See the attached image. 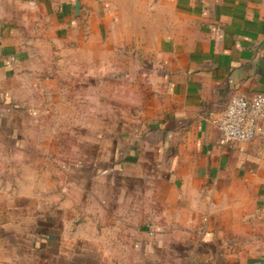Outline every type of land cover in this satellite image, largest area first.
Returning a JSON list of instances; mask_svg holds the SVG:
<instances>
[{
	"label": "crops",
	"instance_id": "obj_1",
	"mask_svg": "<svg viewBox=\"0 0 264 264\" xmlns=\"http://www.w3.org/2000/svg\"><path fill=\"white\" fill-rule=\"evenodd\" d=\"M263 38L264 0H0V132L22 127L10 108H39L78 68L82 83L118 87L128 71V128L118 116L93 138L92 122L59 159L76 174L65 201L94 196L39 218L50 264H264V121L242 152L221 146L215 125L233 97L264 94Z\"/></svg>",
	"mask_w": 264,
	"mask_h": 264
},
{
	"label": "rangeland",
	"instance_id": "obj_2",
	"mask_svg": "<svg viewBox=\"0 0 264 264\" xmlns=\"http://www.w3.org/2000/svg\"><path fill=\"white\" fill-rule=\"evenodd\" d=\"M104 60L106 63L111 62L109 56ZM96 69L91 68L88 74L93 75L91 71ZM77 70L72 83H49L38 100L39 108H33L36 103L33 99L26 101L27 114L22 117L10 108L9 123H20L21 131L18 132L16 126H13L8 129V134L0 132V264H50L47 227H41V232H38L40 222L47 221L43 222L39 218H48L50 215L53 220L60 218L64 212L54 213L51 208L64 209V204L68 203L75 210L76 202L84 200L87 203L94 196L87 194L80 198L73 193L65 201L64 186L70 187L76 174H69V163L59 159L76 153L80 147V136L87 132L85 126L90 123L96 124V127L88 128L89 137L94 138L98 133L105 137L112 134V119L116 120L118 116L122 128L127 129V121H131L127 108L129 83L122 79L127 70L122 68L119 73L121 87L114 84L112 77L108 82H100L104 75L94 79L93 83H82L80 68ZM104 70V74L112 76L111 66H105ZM116 89L120 90L121 112L113 109V96L118 91ZM99 110L102 114L97 119ZM18 146L25 151L18 150ZM70 208L67 209L68 213ZM87 214L90 215L88 218H91V223L85 229V235L90 243H95V238L100 236L97 225L94 226L96 222L93 218L96 215ZM83 218L78 211L75 219ZM69 240L66 244L62 236L63 251L71 248L72 241Z\"/></svg>",
	"mask_w": 264,
	"mask_h": 264
},
{
	"label": "built area",
	"instance_id": "obj_3",
	"mask_svg": "<svg viewBox=\"0 0 264 264\" xmlns=\"http://www.w3.org/2000/svg\"><path fill=\"white\" fill-rule=\"evenodd\" d=\"M264 121V94L251 98L233 97L225 112L215 122L221 138L220 145L242 152L245 145L260 134Z\"/></svg>",
	"mask_w": 264,
	"mask_h": 264
},
{
	"label": "water",
	"instance_id": "obj_4",
	"mask_svg": "<svg viewBox=\"0 0 264 264\" xmlns=\"http://www.w3.org/2000/svg\"><path fill=\"white\" fill-rule=\"evenodd\" d=\"M262 50H264V38H263V40L256 46V49H255V52L257 53V52H260V51H262Z\"/></svg>",
	"mask_w": 264,
	"mask_h": 264
}]
</instances>
